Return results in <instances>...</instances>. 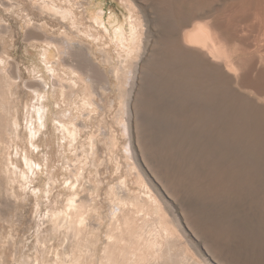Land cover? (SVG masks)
I'll list each match as a JSON object with an SVG mask.
<instances>
[{
  "label": "rangeland",
  "instance_id": "1",
  "mask_svg": "<svg viewBox=\"0 0 264 264\" xmlns=\"http://www.w3.org/2000/svg\"><path fill=\"white\" fill-rule=\"evenodd\" d=\"M205 23L216 52L191 38L182 45L203 51L222 78L231 77L226 88L264 113V0H219ZM119 25L128 35L131 25L138 31L129 59L116 41ZM153 39L138 0H0V264H65L69 250L81 264H102L118 232L112 229L143 198L175 233L172 264L230 263L210 259L189 240L177 210L133 157L123 121L128 129L133 74ZM78 51L100 71L101 83L77 68L72 54ZM152 124L164 130L162 121ZM65 127L78 133L74 141ZM79 207L86 223L100 226L85 223L79 239L69 242L71 214Z\"/></svg>",
  "mask_w": 264,
  "mask_h": 264
},
{
  "label": "bare ground",
  "instance_id": "2",
  "mask_svg": "<svg viewBox=\"0 0 264 264\" xmlns=\"http://www.w3.org/2000/svg\"><path fill=\"white\" fill-rule=\"evenodd\" d=\"M138 1L147 10L154 39L133 74L128 129L123 121L133 157L169 199L177 210L178 225L205 256L221 263L264 264V113L260 107L252 111L248 101L253 100L226 88L231 77L222 78L203 51L182 45V38L185 42L191 38V43L217 51L216 37L204 19L219 0ZM193 26L194 30H188ZM125 29L119 25L115 37L129 59L138 45V31L131 25L128 35ZM185 31L188 35L182 37ZM72 55L78 58L77 68L91 73L93 84L101 83L100 71L85 62L81 51ZM152 121H162L164 130L155 131ZM64 131L75 140L76 131L67 127ZM90 143L95 140L91 138ZM110 147H115L113 141ZM93 152L89 155L94 158ZM141 200H133L129 218L112 229L118 232L102 264L171 263L175 233L150 201ZM82 209L71 214L69 242L85 231ZM80 258L69 250L64 263L81 264Z\"/></svg>",
  "mask_w": 264,
  "mask_h": 264
}]
</instances>
